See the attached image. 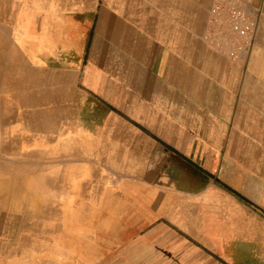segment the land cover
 Here are the masks:
<instances>
[{
  "label": "crops",
  "instance_id": "1",
  "mask_svg": "<svg viewBox=\"0 0 264 264\" xmlns=\"http://www.w3.org/2000/svg\"><path fill=\"white\" fill-rule=\"evenodd\" d=\"M216 1L0 0V264H264V0L237 55Z\"/></svg>",
  "mask_w": 264,
  "mask_h": 264
},
{
  "label": "built area",
  "instance_id": "2",
  "mask_svg": "<svg viewBox=\"0 0 264 264\" xmlns=\"http://www.w3.org/2000/svg\"><path fill=\"white\" fill-rule=\"evenodd\" d=\"M249 0H217L211 7L208 34L222 51L237 55L251 41L253 23L247 13Z\"/></svg>",
  "mask_w": 264,
  "mask_h": 264
},
{
  "label": "bare ground",
  "instance_id": "3",
  "mask_svg": "<svg viewBox=\"0 0 264 264\" xmlns=\"http://www.w3.org/2000/svg\"><path fill=\"white\" fill-rule=\"evenodd\" d=\"M4 37V36H3ZM5 61V60H4ZM7 64V63H6ZM10 71V70H9ZM24 79V78H23ZM29 81V80H28ZM24 82V81H23ZM26 82V81H25ZM17 83V82H16ZM29 83V82H28ZM33 83V82H32ZM31 85V84H30ZM17 87V86H16ZM22 88V87H21ZM23 89V88H22ZM27 89V88H26ZM29 89V88H28ZM29 92V91H28ZM10 94V93H9ZM33 95H34V92H33ZM33 95H31V96H33ZM33 99V98H32ZM32 104V103H31ZM20 105V104H19ZM22 105V104H21ZM29 106V105H28ZM35 110V109H34ZM23 112V111H22ZM25 112V111H24ZM34 113V112H33ZM10 114V113H9ZM30 114V113H29ZM12 116H14L13 114H11ZM27 115V114H26ZM30 115H32V114H30ZM48 116V115H47ZM48 119V118H47ZM41 120V119H40ZM49 120V119H48ZM36 122H38V120H36ZM48 122V121H47ZM44 123H46V122H44ZM40 124V123H39ZM41 124H42V122H41ZM52 124V123H51ZM43 125V124H42ZM47 125V124H46ZM45 125V126H46ZM50 125V124H49ZM45 128H47V126L45 127ZM41 129V128H40ZM24 130V129H23ZM39 130V129H38ZM25 131V130H24ZM30 132H32V131H30ZM35 133V132H34ZM40 133V132H39ZM8 134V133H7ZM16 134V133H15ZM18 134V133H17ZM22 134V133H21ZM36 135V134H35ZM28 136H30V135H28ZM11 137V136H10ZM15 137V136H14ZM14 137H12V138H14ZM47 138V137H46ZM31 139V138H30ZM49 140V139H48ZM22 142V141H21ZM20 142V143H21ZM32 143V142H31ZM46 145V144H45ZM8 148V147H7ZM53 149V148H52ZM4 150V149H3ZM2 151V150H1ZM15 152V151H14ZM37 152V151H36ZM67 170V169H66ZM71 170H72V168H71ZM75 170V169H74ZM74 170H72V171H74ZM62 171V170H61ZM70 171V170H69ZM68 171V172H69ZM68 174V173H67ZM70 175V174H69ZM72 175V174H71ZM75 175H76V173H75ZM77 177V176H76ZM80 177H81V175H80Z\"/></svg>",
  "mask_w": 264,
  "mask_h": 264
},
{
  "label": "rangeland",
  "instance_id": "4",
  "mask_svg": "<svg viewBox=\"0 0 264 264\" xmlns=\"http://www.w3.org/2000/svg\"><path fill=\"white\" fill-rule=\"evenodd\" d=\"M0 10H1V2H0ZM0 16H1V13H0ZM1 72V71H0ZM1 77V75H0ZM2 92V90L0 89V93ZM6 184H10V183H6Z\"/></svg>",
  "mask_w": 264,
  "mask_h": 264
}]
</instances>
